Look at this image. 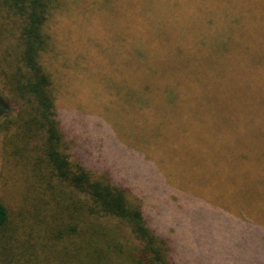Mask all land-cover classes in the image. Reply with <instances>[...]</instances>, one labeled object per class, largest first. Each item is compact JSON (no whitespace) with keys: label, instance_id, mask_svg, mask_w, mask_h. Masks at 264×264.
I'll return each instance as SVG.
<instances>
[{"label":"rangeland","instance_id":"obj_1","mask_svg":"<svg viewBox=\"0 0 264 264\" xmlns=\"http://www.w3.org/2000/svg\"><path fill=\"white\" fill-rule=\"evenodd\" d=\"M241 2L59 0L45 28L67 152L133 192L175 264H264V99L250 85L264 75V0ZM6 25L0 92L11 98L19 48ZM11 104L0 264H55L63 222L43 181L58 182Z\"/></svg>","mask_w":264,"mask_h":264},{"label":"trees","instance_id":"obj_2","mask_svg":"<svg viewBox=\"0 0 264 264\" xmlns=\"http://www.w3.org/2000/svg\"><path fill=\"white\" fill-rule=\"evenodd\" d=\"M245 2L238 3L242 10ZM58 3L59 0H0V28L6 22L10 27L7 33L19 48L8 78L11 98L0 92V129L10 123L11 103H17L21 106L18 112L21 137L30 141L43 137L40 146L43 163L50 178L58 182L51 184L44 179L43 184L51 193V200L59 203L56 223L63 222L59 235L64 238V249L61 258L53 261L175 264L168 241L149 226L133 192L109 175L97 174L82 162L72 160L67 152L57 118L53 80L42 63L52 48L45 28ZM260 78H253L250 85L252 92L261 93L264 99V75ZM260 176L254 188L264 185V175ZM8 220L9 211L0 202V229Z\"/></svg>","mask_w":264,"mask_h":264}]
</instances>
